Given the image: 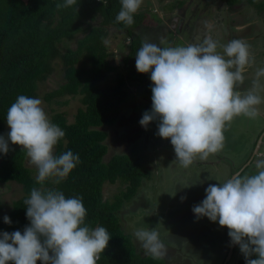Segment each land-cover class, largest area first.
Instances as JSON below:
<instances>
[{
    "label": "clouds",
    "instance_id": "obj_1",
    "mask_svg": "<svg viewBox=\"0 0 264 264\" xmlns=\"http://www.w3.org/2000/svg\"><path fill=\"white\" fill-rule=\"evenodd\" d=\"M143 0H121L115 22L134 23ZM77 7V0L57 3V10ZM78 10V9H77ZM103 43L108 44L107 39ZM218 42L205 36L199 43L160 47L148 40L135 55L139 73H150L151 110L140 125L158 121L157 135L170 139L176 160L189 167L194 159H206L224 147V131L241 115L254 119L257 106L264 103L259 95L264 68H257L251 86L240 91L244 73L255 63L249 45L232 39L217 51ZM7 138L0 135V153L19 145L36 169L30 195L23 201L30 224L21 231L0 233V264H97L111 239L102 226L85 223L87 210L79 196L66 198L63 191L46 187L59 185L80 163L72 151L55 154L65 132L53 123L42 100L19 95L7 110ZM256 174H234L223 183L210 184L206 197L193 207L197 219L207 217L228 229L246 264H264V159L255 161ZM4 222L10 224L5 215ZM134 237L145 255L161 259L165 245L156 228L138 229ZM255 257V258H252Z\"/></svg>",
    "mask_w": 264,
    "mask_h": 264
},
{
    "label": "trees",
    "instance_id": "obj_2",
    "mask_svg": "<svg viewBox=\"0 0 264 264\" xmlns=\"http://www.w3.org/2000/svg\"><path fill=\"white\" fill-rule=\"evenodd\" d=\"M220 1L227 10L256 5L264 11V0ZM63 2L0 0V135L6 138V116L11 104L19 95L38 98L39 85L52 74L53 63L61 60L64 83L45 99L52 102L65 96H82L85 108L79 109L72 124L68 123L65 113L52 116L51 121L65 132L56 145L55 154L70 150L79 155L80 163L59 185L48 181L45 186L63 191L66 198L81 197L87 210L86 225L107 229L111 239L97 264H169L164 257L153 259L139 251L120 222V211L137 197L150 175L141 149L134 147L129 154L105 160L109 148L106 145L108 133L103 128L114 126L120 118L122 106L129 97L126 85L130 75L119 71L102 38L107 39L111 29L126 34L130 39V52L124 63L129 64L145 41L141 34L148 16L146 12H137L133 25L126 27L115 22L121 0H77V7L57 10L56 4ZM262 23L264 27V19ZM80 34L83 37L78 40L76 49L61 50L63 43L73 41ZM257 142L258 139L253 148ZM9 149L7 154L0 153V183H18L24 196L13 203L8 214L10 224L0 217V233L17 230L23 233L30 224L23 201L38 185L26 166V153L11 145ZM117 182L125 185L126 190L112 202L105 200L104 185ZM238 264H246L244 256Z\"/></svg>",
    "mask_w": 264,
    "mask_h": 264
},
{
    "label": "rangeland",
    "instance_id": "obj_3",
    "mask_svg": "<svg viewBox=\"0 0 264 264\" xmlns=\"http://www.w3.org/2000/svg\"><path fill=\"white\" fill-rule=\"evenodd\" d=\"M178 4L183 5L182 9L179 12L172 11ZM188 8L187 16L190 15L192 20L189 23L186 16L182 32H177L173 26L166 24V18L177 20L178 15ZM206 8L209 11L206 10V14L200 18L203 21L200 27L202 30L195 32L193 21L198 11ZM235 10V8L233 11L227 10L225 3L220 0H143L138 12H146L148 16L143 34L144 31L149 30V38L145 40L157 44V38L165 30L164 25H167L169 33L167 37L159 39L160 47L199 43L208 34L215 40L221 31L220 37L216 39L217 51L221 54H223V46L229 40L242 39L232 32L233 29L239 28L234 25V19L239 22L240 19L237 17L242 18L243 23L239 24L240 30L246 32L249 28L244 41L249 45L250 53L255 56V63L244 73L243 84L237 86L238 90L244 91L251 86L256 69L264 68L262 23L264 16L261 15L264 11L259 10L256 5L254 7L244 5L236 10V13ZM218 15L219 19H215ZM211 19L214 20L210 25ZM158 20L160 25L157 24ZM156 28L159 31H156ZM82 37L83 35L80 34L73 41L63 43L61 50L65 52L69 48L76 49L78 40ZM107 40L106 45L113 56H111L112 60H115L119 71H124L130 77L126 85L129 97L122 106L120 118L114 126L103 128L108 133L106 145L109 148L105 160L108 161L115 155L129 154L134 147H138L148 163L146 166L150 174L149 178L144 180L137 197L127 202L120 211L123 230L133 237L139 251L144 253L133 234L141 228H156L165 245L163 257L169 264H224L232 246L228 229L221 227L218 222L210 221L207 217L197 219L192 209L206 197L205 189L210 184L223 183L239 171H242L241 175L256 174L255 161L264 159V139L258 151H256L257 144L253 148L264 132V103L257 106L259 115L256 118L250 119L241 115L226 125L222 150L210 154L206 159L197 156L189 167H182L176 160L170 139L157 135L158 121L151 122L147 129L139 123L143 114L151 110L152 82L150 73L142 74L136 70L135 59L127 65L123 64L124 58L130 52L129 37L111 29ZM64 80L63 63L61 60H56L53 63L52 74L38 87V98L42 100V107L50 120L55 113L61 112L65 113L68 123L72 124L79 109L85 108L81 101L82 96H65L52 102L45 99L46 95L57 89ZM260 82L259 95L264 98V77ZM9 131L6 124V138ZM9 145L21 148L19 145L11 144L10 141ZM26 166L36 177V169L29 163L28 157ZM122 190H126V186L120 182L106 183L103 189L104 199L112 202ZM23 196V188L18 183H0V217L8 216L13 203ZM242 257L239 246L235 245L229 264H238Z\"/></svg>",
    "mask_w": 264,
    "mask_h": 264
},
{
    "label": "flooded vegetation",
    "instance_id": "obj_4",
    "mask_svg": "<svg viewBox=\"0 0 264 264\" xmlns=\"http://www.w3.org/2000/svg\"><path fill=\"white\" fill-rule=\"evenodd\" d=\"M193 1V0H192ZM182 6L183 5H181V4H178L176 7H174L173 9H172V11H174V12H179V10H181L182 9ZM243 5H241V6H237V7H235V9L236 10H238L240 7H242ZM209 11V9L208 8H206L205 10H200V11H198V13H197V15H196V18L194 19V21H193V24H194V30H195V32H198L199 30H202L200 27H201V23L203 22L200 18L203 16V15H205L206 13H205V11ZM188 12H189V8L186 10V11H184L181 15H178L179 17L177 18V20H174L173 18L172 19H167L166 18V20H163V21H166V24L167 25H171V27L173 26V28L177 31V32H182L183 31V29H184V24H185V19H186V16H187V14H188ZM197 17H199V19H197ZM197 19V20H196ZM215 19H219V15L215 18ZM237 19H240V21L239 22H243V19L242 18H240V17H237ZM191 20H192V18L190 17V15L189 16H187V21L190 23L191 22ZM199 20V21H198ZM214 19H211L210 20V25L212 24V21H213ZM202 21V22H201ZM199 22V23H198ZM160 23V21L158 20V23L157 24H159ZM188 23V24H189ZM161 24V23H160ZM159 24V25H160ZM167 25H164L165 27H164V31H162L161 32V34H160V37L159 38H157V44H158V42H160L159 41V39L161 38V39H163V37H167V35H168V33H169V29H167L166 28V26ZM158 28V27H157ZM156 28V31H159V29H157ZM142 29L144 30V26H142ZM248 31H249V28H248V30L246 31V32H244L245 34H247L248 33ZM232 32H233V34L234 35H237V33H236V31L234 30H232ZM220 33H221V31L218 33V36L216 37V39L217 38H219L220 37ZM145 39H147V38H149V30H146V31H144V34H141ZM208 36H210V34H208ZM165 39V38H164ZM216 39H215V41H216ZM174 40H176V38L174 39ZM230 41V40H229ZM251 55L252 56H254L253 55V53L251 52ZM255 57V56H254ZM123 64H124V62H123ZM127 65V64H126ZM117 66V65H116ZM125 66V65H124ZM122 72H124V71H122ZM125 73V72H124ZM146 76H148V75H146ZM250 81H248V83H249Z\"/></svg>",
    "mask_w": 264,
    "mask_h": 264
},
{
    "label": "water",
    "instance_id": "obj_5",
    "mask_svg": "<svg viewBox=\"0 0 264 264\" xmlns=\"http://www.w3.org/2000/svg\"><path fill=\"white\" fill-rule=\"evenodd\" d=\"M263 139H264V132L261 134V136H260V138H259V141H258V143H257V150H256V151H258L260 145H262ZM255 155H257V153H255ZM237 173L241 174L242 171H239V172H237ZM237 173H236V174H237ZM233 175H234V174H233ZM233 175H232V176H233ZM231 243H232V242H231ZM234 247H235V245L232 244L231 249H230V251H229V255L227 256V259H226V261H225L224 264H228V263L230 262L231 256H232V254L234 253Z\"/></svg>",
    "mask_w": 264,
    "mask_h": 264
},
{
    "label": "crops",
    "instance_id": "obj_6",
    "mask_svg": "<svg viewBox=\"0 0 264 264\" xmlns=\"http://www.w3.org/2000/svg\"><path fill=\"white\" fill-rule=\"evenodd\" d=\"M240 23H243V22H236L235 23V26H238L239 28L238 29H233V30H235L236 33H237V35L240 36V37H242V39L244 40V38H247L246 37L247 34H245L244 31L240 30V28H241L240 25H239Z\"/></svg>",
    "mask_w": 264,
    "mask_h": 264
}]
</instances>
